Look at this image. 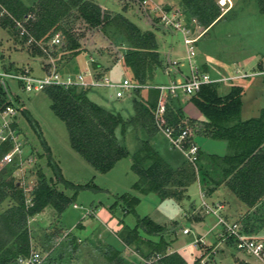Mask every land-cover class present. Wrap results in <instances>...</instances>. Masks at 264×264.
Listing matches in <instances>:
<instances>
[{
    "label": "rangeland",
    "instance_id": "rangeland-1",
    "mask_svg": "<svg viewBox=\"0 0 264 264\" xmlns=\"http://www.w3.org/2000/svg\"><path fill=\"white\" fill-rule=\"evenodd\" d=\"M22 1L32 5L36 0ZM96 1L107 8L122 12L142 30H152L157 37L165 70L170 61H177L179 64L176 69L186 75L189 73V61L185 57L186 46L181 31H171L161 26L154 19L157 15L149 16L136 0ZM156 1L173 7L180 5L179 0ZM219 3L223 10L229 6L226 0H219ZM256 10V14L252 13ZM76 25L84 32L81 40L84 51L62 64L59 71L61 75H76L89 71L93 75L106 74L116 80L130 78L131 75L120 61L126 46L110 41L100 28L88 29L81 22ZM202 29L203 27H200L199 32ZM197 33L198 31H195L194 34ZM58 39L60 42L57 44L60 45L61 35ZM50 45L53 47L54 42H50ZM196 45V62L206 61L209 68L213 66L215 70L218 65H222L229 72L227 75L232 73L231 69L236 67L241 59L253 52L264 62V13L259 11L256 0H242L213 28H208ZM32 47L31 42H24L13 30L0 25V71L10 63H15L19 67L30 69L36 76H45L52 69L55 58L52 54L34 55ZM95 63H99L100 67L95 68ZM165 70L158 69L155 82L168 84L173 80L184 79L179 72L166 73ZM7 81L16 103L15 119L24 144L23 156L26 160L23 168L14 172V176L23 186L27 198H30L40 181L41 173L54 183L59 191L69 196L75 194L74 187H65L58 178L55 167H58L65 181L75 186L89 185L78 190L73 203L64 213L58 214L49 207L29 220L33 249L43 255L42 264H161L159 258L162 254L155 253L153 245L149 243L151 240L158 241L159 236L148 234L140 228V237L132 245L123 240L127 231L136 226L138 219L145 216L152 220L154 218V221L165 227L164 235L170 243L168 253L179 252L185 258L186 264H237V258L251 264H264L263 261L236 249L230 241L220 238L218 217L206 210L207 204L215 208L216 203H220L224 205L220 214L230 220H240L246 215V205L225 185L216 187L212 192L214 186L204 187L197 182L188 187L186 197L181 202L172 198L162 200L156 193L143 195L133 189L138 176L132 170L133 154L142 146L141 139L145 137L142 132L133 126L125 129L119 127L117 136L126 146L128 155L118 161L109 172L100 173L71 147L66 124L52 110L51 100L44 91L27 92L20 81ZM235 83L221 84L219 93H228L233 85L242 86L241 119L259 115V111L264 107V77L256 76L245 83L239 79ZM247 84L252 86L247 87ZM116 91L115 87L97 86L90 89L88 96L96 103L121 113L125 119L132 117L134 93L126 92L122 97H117ZM142 93L146 96L147 90L144 89ZM179 96L183 105L184 120L196 119V128H202L204 117L195 118L196 108L190 99L191 96ZM187 129L192 131L190 139L195 140V124ZM197 141L206 155H225L229 152L226 140L207 138L208 143H204L205 141L198 137ZM152 143L157 145L161 155L173 165L185 160L184 153L171 147L163 134L156 135ZM206 155L204 163L214 168L209 164V157ZM125 193H131L141 199L133 212H127L125 203L120 199ZM31 202L28 204L31 205ZM95 207L98 210L94 209ZM103 211H106L109 217L112 215V222L116 226H103L100 220ZM185 228L191 229V232L184 233ZM209 228L211 229L208 230ZM55 231H59V234L56 235ZM50 233L54 234V238L48 243ZM200 237L205 242H197Z\"/></svg>",
    "mask_w": 264,
    "mask_h": 264
},
{
    "label": "trees",
    "instance_id": "trees-1",
    "mask_svg": "<svg viewBox=\"0 0 264 264\" xmlns=\"http://www.w3.org/2000/svg\"><path fill=\"white\" fill-rule=\"evenodd\" d=\"M0 2L12 15L0 16V25L13 30L24 42L32 36L35 41L32 47L34 55L45 56L42 47L50 49L58 71L64 62L84 51L81 42L84 32L76 25L81 22L88 29L100 28L110 41L126 46L120 61L131 75L130 78L141 85H151L133 91L134 115L128 119L91 100L88 96L91 88H66L61 85L44 88L43 91L51 100L52 110L66 124L71 147L95 170L107 173L128 155L126 146L119 141L117 129L133 126L145 135L141 139L142 146L133 154L132 170L138 176L133 184L134 190L143 195L156 193L162 200L172 198L181 202L186 197L188 187L197 182L204 187L214 186L212 192L216 187L225 185L248 210L240 220L231 221L242 222L247 233L263 229L264 108L257 117L242 120V86L233 85L228 93L220 94L218 89L221 83L206 84L191 95V101L204 117L202 128H196V119L184 120L180 96H168L164 126L174 128L177 136L188 126L195 124V135L226 140L229 147V152L225 155H206L199 148L195 163L185 157L182 163L173 165L161 155L157 145L152 143L156 135L163 134L155 118L160 91L152 85L159 84L155 82L158 69L165 70L157 37L152 30H142L122 12L107 8L96 0H36L32 5H27L22 0ZM179 2L178 6L186 23L193 27L198 25L207 29L223 16L224 10L219 0ZM256 2L259 11L264 13V0ZM165 6L168 9L173 7L167 4ZM154 19L158 21V18ZM193 19L197 23L193 24ZM17 20L24 23L28 34H20ZM56 34L61 35L62 42L51 47L50 42ZM94 67L99 68L100 64L95 63ZM22 69L15 63L4 67L9 72ZM232 84H236L235 81ZM6 85L7 91L0 83V92L8 100V93L11 91L9 85ZM144 89L147 90L146 96L142 93ZM13 126L18 128L17 123ZM164 138L174 147L165 135ZM11 146L9 141L0 145V264H19V258L30 255L33 248L29 225L31 218L49 207L58 214L64 213L73 203L78 190L89 187L88 184L75 186L65 181L58 167H55L58 178L65 187H74L75 194L69 196L59 191L41 173V179L30 196L32 202L29 205L23 186L14 176V171L18 168L16 160L12 163L2 162L3 155ZM205 155L214 168L204 163ZM120 199L125 203L127 212H133L141 200L131 193L123 194ZM140 228L148 234L159 236L158 241L151 240L149 243L153 245L155 253L162 254L159 258L161 264H186L179 252L168 253L170 243L164 235L165 227L147 216L140 217L136 226L127 231V235L123 236L124 242L132 245L137 241ZM54 233L57 235L59 231ZM53 238L54 234L50 233L47 242L51 243ZM236 260L237 264H251L244 259Z\"/></svg>",
    "mask_w": 264,
    "mask_h": 264
},
{
    "label": "built area",
    "instance_id": "built-area-1",
    "mask_svg": "<svg viewBox=\"0 0 264 264\" xmlns=\"http://www.w3.org/2000/svg\"><path fill=\"white\" fill-rule=\"evenodd\" d=\"M140 5H142L149 16L153 14L157 15L158 23L168 30H179L184 36V43L186 46V58L189 61V73L186 75L183 71H179L177 68V61H170L169 65L166 67L165 72H179L184 76L183 80H173L170 83H159L153 85L159 89L160 95L158 100L157 109L155 111L156 122L159 125L162 133L169 139L171 144L184 153L185 157L195 163L198 157L199 146L195 140H191V129H184L179 135L174 134V128L169 126H164V113L167 108V98L171 96L179 95H193L198 92L203 85L213 84V83H232L238 79L253 78L256 76L264 77V62L263 64L253 72H238L234 76L225 77H214L209 72L203 70L200 65L195 61L197 55L196 43L202 36V33L194 34L195 31L199 32L200 26L188 25L185 21L182 10L179 7L166 8L164 4L157 2L156 0H136ZM0 16L12 15L0 2ZM17 28L20 30V34H28V31L21 21H16ZM197 23L193 19V24ZM60 34H56L51 42L54 45L60 42L58 39ZM32 44L35 42L34 38L31 36L28 39ZM27 41V42H28ZM42 47V46H41ZM45 54L51 55L49 53L50 49L42 47ZM91 61L94 62L93 57ZM8 79L20 81L23 85V89L27 92H39L43 91L49 85H61L64 87L79 86L83 88H94L97 86H110L117 89L116 96L122 97L126 92L132 93L137 88L150 87L151 85H141L134 82L129 77H124L120 80H114L110 76L104 74L100 76L93 75L89 71L77 73L76 75H61L56 67V63L53 61V67L49 70L45 76H36L32 73L30 69L23 68L18 72H9L6 70L0 71V83L8 84ZM7 86V85H6ZM11 98L8 100L5 95L0 92V145L4 142H10L12 144L9 151H7L2 158L4 163H12L16 160L18 168L14 171L23 168V164L26 161L24 153V144L18 128L13 125L17 123L16 116V103L13 99V95L10 93ZM10 101L11 103H8ZM25 160V161H24ZM29 198L28 203L31 202ZM206 202H204L205 204ZM76 206V205H75ZM224 205L216 203L215 208L206 205V210L213 212L218 217V225L221 227V232L219 234L220 238L223 240L232 241V244L236 249L242 251L246 255L257 258L264 262V227L262 230L256 233H247L243 228V224L240 221H231L226 217L221 215ZM191 229L185 228L184 233H190ZM205 242V240L200 237L197 242ZM44 257L38 251L31 249V253L28 257H21L18 259L19 264H42Z\"/></svg>",
    "mask_w": 264,
    "mask_h": 264
},
{
    "label": "crops",
    "instance_id": "crops-1",
    "mask_svg": "<svg viewBox=\"0 0 264 264\" xmlns=\"http://www.w3.org/2000/svg\"><path fill=\"white\" fill-rule=\"evenodd\" d=\"M240 1H242V0H226V3L229 5L225 10H224V12H223V16L219 19V20H217L213 25H211L209 28H213L220 20H222L223 18H225L235 7H236V5H238L239 4V2ZM243 1H245V0H243ZM258 10V9H257ZM257 10L256 11H254V12H252V13H257ZM208 29V28H207ZM207 29H202V30H200L201 32H203L202 33V35L205 33V31L207 30ZM198 33H200V32H198ZM202 37V36H201ZM200 37V38H201ZM199 38V39H200ZM198 43V42H197ZM196 43V44H197ZM242 60V61H241ZM240 61H241V63L242 64H240V61H239V64L236 66V67H233L231 70H232V73L230 72V75H227V73H229V72H227L226 71V69H225V67L223 66L222 67V65H218L217 67H218V69L217 70H215V68L213 67V66H211V68H209L210 66L208 65V62H206V61H204V62H200V61H197V63L200 65V67L203 69V70H205V71H207V72H209L212 76H214V77H225V76H234L236 73H238L239 71L240 72H253V71H255V70H257L262 64H263V62H262V60H261V58H258V56L256 55V54H254V52L251 54V55H247V57H245V58H243V59H241ZM214 69V70H213ZM235 71V72H234ZM108 71H106V73H107ZM223 74V75H222ZM226 74V75H225ZM112 78V77H111ZM112 79H114V80H116L115 78H112ZM249 79H251V78H245V79H240V80H243V82L245 83L247 80H249ZM239 80V79H238ZM248 85V86H247ZM246 86L247 87H250V86H252L251 84H247ZM246 86H245V88H246ZM245 91V90H244ZM243 100V99H242ZM242 107H243V105H242ZM195 108H196V110H198V111H196L195 110V115H196V117L195 118H199V117H201L202 116V113L200 112V110L195 106ZM264 108V107H263ZM262 109V108H261ZM261 111V110H260ZM260 111H259V114H260ZM258 116V115H257ZM257 116H252V117H257ZM252 117H250V118H252ZM247 119H249V118H247ZM242 120H246V119H242ZM200 138V139H202L203 141H205L204 143H208V142H206V139L207 138H209V140L210 139H213V138H210V137H207V136H202V135H195V142L198 144V146H199V148L201 149V150H204L203 149V147L199 144V142L197 141V138ZM216 140H220V139H216ZM210 142V141H209ZM205 151V150H204ZM213 154V153H212ZM219 155V154H218ZM94 209H97L96 207L94 208ZM98 210V209H97ZM100 212V211H99ZM111 217H109L108 215H107V212L106 211H103L102 213H101V221H102V224H103V226H108V225H111L112 227H114V222H112L113 220H112V215H110ZM153 220H155L154 218H153ZM195 221V220H194ZM156 222V221H155ZM157 223V222H156ZM197 223V222H196ZM115 226H116V224H115ZM102 228V227H101ZM212 228V227H211ZM211 228H209L208 230H210ZM98 232V231H97ZM221 241V240H220ZM171 252H173V251H171Z\"/></svg>",
    "mask_w": 264,
    "mask_h": 264
},
{
    "label": "water",
    "instance_id": "water-1",
    "mask_svg": "<svg viewBox=\"0 0 264 264\" xmlns=\"http://www.w3.org/2000/svg\"><path fill=\"white\" fill-rule=\"evenodd\" d=\"M4 87H5V90L7 91V86L6 84L4 83ZM9 97L11 98V95L8 93Z\"/></svg>",
    "mask_w": 264,
    "mask_h": 264
}]
</instances>
